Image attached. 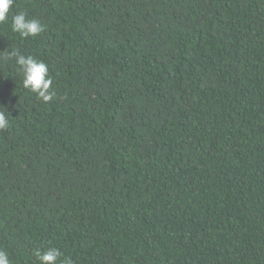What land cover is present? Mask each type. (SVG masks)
<instances>
[{"label":"trees","instance_id":"trees-1","mask_svg":"<svg viewBox=\"0 0 264 264\" xmlns=\"http://www.w3.org/2000/svg\"><path fill=\"white\" fill-rule=\"evenodd\" d=\"M24 11L44 30L22 38ZM48 65L52 100L11 49ZM0 249L40 264H264V0H14L0 24Z\"/></svg>","mask_w":264,"mask_h":264},{"label":"clouds","instance_id":"clouds-1","mask_svg":"<svg viewBox=\"0 0 264 264\" xmlns=\"http://www.w3.org/2000/svg\"><path fill=\"white\" fill-rule=\"evenodd\" d=\"M14 0H0V24L9 19L10 9ZM44 30L40 21L29 19L24 11H19L11 16V31L18 33L20 37L37 36ZM3 58L14 60L22 76V86L32 93H35L43 102L53 99L55 92L50 90L52 79L49 75L48 65L32 55H25L18 49H11L3 54ZM9 124L5 110H0V130H4ZM36 258L40 264H72L70 258L60 259L61 252L55 247H49L46 250H37ZM0 264H10L8 253L0 249Z\"/></svg>","mask_w":264,"mask_h":264}]
</instances>
